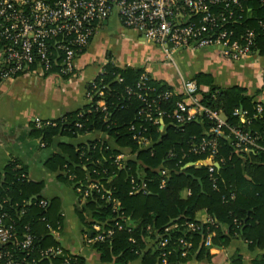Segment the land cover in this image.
I'll list each match as a JSON object with an SVG mask.
<instances>
[{
    "label": "trees",
    "instance_id": "trees-1",
    "mask_svg": "<svg viewBox=\"0 0 264 264\" xmlns=\"http://www.w3.org/2000/svg\"><path fill=\"white\" fill-rule=\"evenodd\" d=\"M243 8V12L236 14L238 22L230 27L236 32V37L247 29L254 30L255 46L251 52L257 56L264 55V31L258 25L259 21L264 22V5L260 0H246ZM55 60L57 65L52 66L45 75L59 71L60 59ZM34 65H38V60ZM71 75L61 77L69 80ZM192 80L198 87H208L205 92L199 91L200 103L212 110H220L230 124L237 122L236 117L232 116L235 109L254 114L253 101L258 91L255 95H248L244 88L238 86L222 88L214 85L211 77L206 75H198ZM262 80L264 88V76ZM139 83H143L141 88L137 87ZM89 90L93 92L89 105L50 121L48 126L40 129L34 127L33 132L45 146L57 136L77 139L96 131L112 138L115 148L96 141L77 146L68 144L63 146L62 153L68 159L59 155L49 161L51 169L63 173L62 177L74 187L78 182L86 186L87 180L98 185L99 191H91L83 203L79 202L81 212L87 218V228L97 225L104 230L114 227L116 223L121 225L122 229L115 228L111 239L93 244L103 262L115 259L117 264H126L142 256V264H161L160 253L163 250L171 252L167 256L168 264L185 262L192 257L206 255L204 246L199 249V245L201 239L209 235H213V245L226 247L235 238H241L249 249L264 250L263 151L242 158L229 146L226 134L219 137L218 154L214 160L220 167L215 169L217 180L214 185L207 166L185 167L186 164L205 159L204 155L188 152L191 144H197L204 130L209 129L210 124L205 119L196 118L179 127L163 116L164 130L161 132L158 124L145 117V114H149L156 118L157 111L165 115L172 113L175 103L181 101L182 96L172 94L163 99L164 93L173 91L170 85L152 79L141 68H119L109 62L89 85ZM137 94H141L151 107H146ZM99 101H103L105 111L97 106ZM256 122L252 123V130L263 131L264 124ZM76 124H80L81 128H77ZM131 127L134 129L130 130ZM139 134L151 142L149 148H138L132 138ZM122 151H128L132 157L119 170L112 162L113 157ZM170 153L173 156L170 157ZM160 170H166L163 188H160L163 178ZM24 175V170L16 165L7 168L4 179L0 181V214L7 215L5 230L13 227L17 240L21 239L25 226L30 229L31 252L27 255L10 239L0 244V251L9 252L20 263L83 264L81 258H74L61 248L51 234L61 222L57 205L52 202L42 208L39 205L41 196L31 200L33 196L40 195L42 185L30 183ZM69 175H75V179L70 180ZM130 177L138 183L144 182L147 192L131 194ZM107 197L110 201H107ZM111 200L116 202V206ZM203 210L211 218V223L202 225L196 219L197 213ZM190 224L195 226L194 231L189 228ZM166 228L170 230L165 232ZM96 234L93 231L89 238ZM163 239H167L168 243L164 249H159L158 244ZM181 240L191 243L184 258L180 257ZM149 244H152L150 248ZM56 248L62 249L63 254L43 255L47 249ZM231 264H240V258H233ZM253 264H264V253Z\"/></svg>",
    "mask_w": 264,
    "mask_h": 264
},
{
    "label": "built area",
    "instance_id": "built-area-1",
    "mask_svg": "<svg viewBox=\"0 0 264 264\" xmlns=\"http://www.w3.org/2000/svg\"><path fill=\"white\" fill-rule=\"evenodd\" d=\"M246 0H0V59H3L5 69L1 72L3 80L15 78L21 73L30 71L35 60L43 73H48L52 66L57 65L55 59L59 61V71L57 75L72 74V78L78 75L75 66L76 59L87 49L89 42L99 24L106 20L112 13H115L121 25L127 29L139 31L145 40L161 48L165 59L174 64L173 55L181 49H204L218 46L221 48V55L227 59H247L256 57V53L251 52L255 46L256 34L254 30L247 29L238 37L231 29V25L236 24V14L243 12V3ZM264 5V0H260ZM261 30L264 31V22H258ZM53 74L49 73L48 75ZM180 78L178 87H172V92L162 95L167 99L172 94L182 96L181 101L175 103L171 114L165 115L162 111H157L156 118L145 114L147 120L159 125V131L164 130L162 117L171 120L176 126H182L196 118L205 119L210 124L208 130H204L200 141L191 144L189 153L204 155L205 159L199 160L192 165L207 166L209 177L215 185V169L220 167L215 161L218 154V139L226 134L225 139L229 146L240 157L248 156L259 151L264 152V130H252V123L260 121L264 124V88L263 83L258 93L254 97L255 111L249 114L246 110L235 109L232 116L236 117L235 125L230 124L220 110H212L200 103L199 91H204L198 87L192 79ZM92 84V83H91ZM139 83L138 88H141ZM95 90L94 86L92 87ZM208 90V89H207ZM206 90V91H207ZM205 92V91H204ZM92 91L87 92V99L92 100ZM98 95H101L98 93ZM140 101L150 108L151 104L141 94H137ZM97 106L105 111L103 101L97 102ZM142 110L138 112L141 115ZM35 128L40 129L51 124L50 121L34 118ZM53 126V125H52ZM81 128L80 124H76ZM134 129L131 127L130 130ZM104 133V132H103ZM88 135V134H86ZM85 136V135H84ZM83 137V136H80ZM139 149H147L151 142L142 134L133 135L132 138ZM192 139H195L193 137ZM183 153V157H185ZM169 156H173L172 153ZM132 154L128 151L117 153L113 157L112 164L119 170L123 169L125 163L131 159ZM88 161V160H87ZM218 165V167L216 166ZM188 164L185 165V167ZM163 177L160 188L166 183V170H160ZM70 180L75 179V175H69ZM87 185L75 183V192L80 202H84L91 191H99L97 184L87 180ZM131 194H145L146 184L136 182L130 177ZM233 198V195H231ZM107 201L110 198L107 197ZM114 206L116 202L111 200ZM39 205L45 208L47 203L41 200ZM24 210L21 211V214ZM7 215L0 214V244L11 240L18 244L20 250L31 252V232L25 226L20 240L13 227L5 230L4 222ZM206 223H211V218L207 217ZM117 230L122 227L118 223L114 227L101 230L95 228L97 234L88 238L89 243L105 242L111 239ZM189 228L194 231L196 228L190 224ZM57 230H52L51 234L57 237ZM170 228H166L168 232ZM133 242V240H132ZM168 243L167 239L159 242L158 248L164 249ZM180 257L187 256L191 243L180 241ZM171 252L163 250L160 253L161 264H168L167 256ZM60 248L47 249L44 256L62 255ZM0 264H31V262L20 263L12 258L9 252L0 251Z\"/></svg>",
    "mask_w": 264,
    "mask_h": 264
},
{
    "label": "crops",
    "instance_id": "crops-1",
    "mask_svg": "<svg viewBox=\"0 0 264 264\" xmlns=\"http://www.w3.org/2000/svg\"><path fill=\"white\" fill-rule=\"evenodd\" d=\"M220 52L218 46L181 49L174 54L176 59L171 64L161 48L146 41L139 31L123 27L116 14L112 13L99 24L87 49L76 59L78 75L73 79H64L57 72L45 75L38 64L32 65L29 72L3 80L1 72L6 67L0 59V181L10 165L22 168L30 183L42 185L40 195L33 197L41 196L47 204L54 202L57 205L61 222L55 240L61 248L74 258H81L83 264H117L115 259L103 262L93 244L88 242L99 226L86 227L87 218L81 212L82 206L74 186L62 177L63 173L52 170L49 165L53 156L62 155L68 159L66 154H62L65 145L77 146L96 141L115 148L112 138L96 131L77 139L57 136L45 146L33 132L34 118L55 121L89 105V85L109 62L119 68H141L152 79L173 87L179 86V77L194 79L198 75H206L216 86H238L244 88L248 95H255L263 83L264 55L227 59ZM199 88L208 89L207 86ZM207 217L204 210L196 215L202 225L206 224ZM212 237L201 239L206 255L171 264H231L236 257L240 258V264H253L264 253V250L249 249L241 238H235L224 247L213 245ZM151 246L149 244L148 248ZM141 257L126 264H142Z\"/></svg>",
    "mask_w": 264,
    "mask_h": 264
},
{
    "label": "water",
    "instance_id": "water-1",
    "mask_svg": "<svg viewBox=\"0 0 264 264\" xmlns=\"http://www.w3.org/2000/svg\"><path fill=\"white\" fill-rule=\"evenodd\" d=\"M191 165H192V164H188V166H191ZM216 166L218 167V165H216ZM186 167H187V166H186ZM33 199H35V197H32V198H31V200H33ZM31 200H30V201H31ZM201 245H202V243L199 245V249L201 248ZM199 249H198V250H199Z\"/></svg>",
    "mask_w": 264,
    "mask_h": 264
},
{
    "label": "rangeland",
    "instance_id": "rangeland-1",
    "mask_svg": "<svg viewBox=\"0 0 264 264\" xmlns=\"http://www.w3.org/2000/svg\"><path fill=\"white\" fill-rule=\"evenodd\" d=\"M120 27V26H119ZM173 59H176V56L175 55H173Z\"/></svg>",
    "mask_w": 264,
    "mask_h": 264
}]
</instances>
